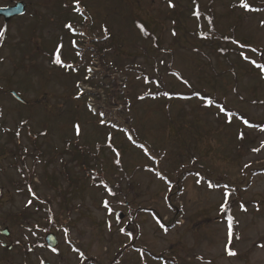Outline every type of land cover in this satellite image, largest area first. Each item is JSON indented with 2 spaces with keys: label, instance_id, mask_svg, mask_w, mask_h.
I'll return each mask as SVG.
<instances>
[{
  "label": "rangeland",
  "instance_id": "1",
  "mask_svg": "<svg viewBox=\"0 0 264 264\" xmlns=\"http://www.w3.org/2000/svg\"><path fill=\"white\" fill-rule=\"evenodd\" d=\"M36 1L0 45V264H264V174L246 177L264 166V76L249 62L264 64V0H78L74 32L57 0ZM185 170L240 191L188 176L173 192Z\"/></svg>",
  "mask_w": 264,
  "mask_h": 264
},
{
  "label": "trees",
  "instance_id": "2",
  "mask_svg": "<svg viewBox=\"0 0 264 264\" xmlns=\"http://www.w3.org/2000/svg\"><path fill=\"white\" fill-rule=\"evenodd\" d=\"M250 48L251 49L252 48L257 49V51L254 52V53H256V54L259 53L260 54V49H258L256 47H250ZM173 74L177 78H179V79L181 78L179 73L175 72ZM107 86L108 87H111L112 89H113V87H115L114 85H112V83L108 84ZM113 96L114 95H110L109 98L112 99ZM231 115H233L234 117L238 118V120L247 121V120H245L246 117H244L242 114H240V113H238L236 111H232L231 112ZM16 168L19 170L21 176L23 178H25L26 175H25L24 172H22V170H20V167L19 166H16ZM25 172H27V171L25 170ZM67 173H68V171H67ZM251 173H253V174H264V166H261L260 168H257L255 170H252V169L250 171L248 170L246 172V177H249L251 175ZM28 174H29V180L28 181H32L34 175L32 173H30V172H28ZM188 176H193L195 178H198V180H200L202 182H205L208 185H210L211 187H214V188H217V189H220V188L221 189H225V190L230 189L231 190V192H230L231 194H232V192L236 193V192H239L240 191L239 187H234V186L232 187L228 183H225V182H222V181H217L216 182L215 180H211L207 176H205L204 174H202L200 172H196L194 170H185V171L181 172L180 173V176H179V184L172 191L174 192L175 190H178L181 187L180 182L183 181V179H186ZM246 177H245V180L248 179ZM245 182H246V185H247L248 182L247 181H245ZM230 193L228 195H230ZM233 202L234 201H231V202L228 201L227 202V204H229L225 208V212H226L225 214L227 216L226 217L227 219L229 217L228 215H229V211H230L229 210V206L232 207L233 206ZM168 206L171 209V211L174 213V216H173V219H171V221L169 222V224L168 225L165 224V225L166 226H169V227H173V226H175V224H177L176 223V220L179 217V215H178V213H179V210L178 209L179 208L177 206L171 205L170 199L168 201ZM158 219H159V222H162V217H160L159 215H158ZM232 225H233V221H232ZM125 231L129 233V235L131 236L132 241L134 240L133 238H136L139 235V233L137 232V228H136L135 224H133V221H131V223L129 224V227H127ZM84 262H85V264H100V262L96 261L95 259H93V258H87V257H85V261ZM115 263H116L115 260H113V261L110 262V264H115Z\"/></svg>",
  "mask_w": 264,
  "mask_h": 264
},
{
  "label": "flooded vegetation",
  "instance_id": "3",
  "mask_svg": "<svg viewBox=\"0 0 264 264\" xmlns=\"http://www.w3.org/2000/svg\"><path fill=\"white\" fill-rule=\"evenodd\" d=\"M70 1V0H67V2ZM69 3V2H68ZM33 5H37V1L36 0H0V8L2 9H17V11H20L21 14L20 15H17V16H14V17H11V18H5L4 15L0 12V29H4V35L3 36H0V44L4 41L5 39V35H6V32L8 31V29L10 28H16L17 26V22L18 20H20L21 18L25 17L26 15H29L30 14V11L32 9V6ZM73 5H75V3H73ZM63 7H67L66 6V0H65V4H63ZM62 7V8H63ZM65 12H67V16L68 15H74L77 17L78 19V23H82L84 24L85 22V18H86V15L84 13H81L79 12L78 10H71L67 11V9L65 10ZM31 15V14H30ZM38 16L36 17L35 20H33V24L36 26V27H39V26H42L43 25V21L42 20H38L37 19ZM23 182H19L17 183L19 188L21 187H25L26 184H22ZM10 250V249H8Z\"/></svg>",
  "mask_w": 264,
  "mask_h": 264
},
{
  "label": "snow or ice",
  "instance_id": "4",
  "mask_svg": "<svg viewBox=\"0 0 264 264\" xmlns=\"http://www.w3.org/2000/svg\"><path fill=\"white\" fill-rule=\"evenodd\" d=\"M76 2L78 3V0H76ZM170 6H172V5L170 4ZM240 6H241L242 8H244L245 10H248V11L253 10V9H251L250 5L247 4V3H244L243 0H241V5H240ZM5 11H9V10H8V9H2V8H0V12H5ZM194 14L198 15V13H194ZM262 24H264V21H262ZM65 27L68 28L70 31H73V32L75 31V29L72 28V25H71V24H66ZM4 31H5L4 29H0V36H3V35H4ZM173 35H175V33H173ZM74 43H75V42H74ZM233 43H237V42H236V41H233ZM60 47H62V46H60ZM239 47L244 48V47H247V46H246V45H239ZM251 51H252V52H256L257 49L252 48ZM239 55H240L243 59H245V60H249V58L244 54L243 51H241V52L239 53ZM53 62H54L55 64L62 65V61H61V59H60V54H59V47H58V49H57V55H56V57H55V59H54ZM249 62L252 63V64H254L255 67L259 68V69L261 70V72L264 73V64H258V63H256V61H254V60H253V61H249ZM62 66H63V65H62ZM196 95L199 96V93H197ZM202 99H205V106H206V107L212 106V105L214 104V101H213L212 99H210V98H202ZM220 111H221V112H224L225 109H224L223 107H221V108H220ZM100 115L103 117L104 114H103V113H100ZM100 123H101V124H104V123H105V120H104V119H101ZM245 123L247 124L248 122L245 121ZM250 126H251V125H250ZM76 127H77V134H79V126L77 125ZM261 130H264V129H261ZM18 134H19V133H17V135H18ZM240 138H241V139L243 138L242 134H241V137H240ZM262 146H264V145H262ZM253 151H259V149H253ZM246 167H247V165H246ZM31 191H32V190L29 189V192H31ZM32 195L35 197V193H32ZM31 203H32V201L30 200V201H29V204H31ZM226 204H227V194H225V204H222V205H221V209H222V210L225 209ZM104 207L108 210L109 214L111 215V214H112V209H111V207L109 206V204H108L107 201L104 202ZM242 207H243V206H242ZM232 221H233V218L229 216V217H228V222H229V235H230V236H231V225H232ZM121 231H123V229H121ZM228 254H229V255H235V253L232 252L231 250L228 251ZM42 264H43V262H42Z\"/></svg>",
  "mask_w": 264,
  "mask_h": 264
},
{
  "label": "water",
  "instance_id": "5",
  "mask_svg": "<svg viewBox=\"0 0 264 264\" xmlns=\"http://www.w3.org/2000/svg\"><path fill=\"white\" fill-rule=\"evenodd\" d=\"M3 13H4V16L11 17L14 15H18L21 12L17 11V9H12L9 11H5ZM13 95L16 96L15 94H13ZM17 99L20 100V98H18V97H17ZM20 101H22V100H20ZM120 218H122V216H120ZM1 234L4 235L5 237H8L9 236L8 235L9 234L8 228H5L3 231H1ZM44 241H45L46 245L48 246V248H50V249H54L58 245L57 239L53 234H46Z\"/></svg>",
  "mask_w": 264,
  "mask_h": 264
}]
</instances>
